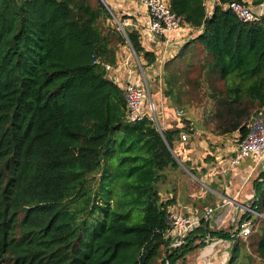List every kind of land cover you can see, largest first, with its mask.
<instances>
[{"label": "trees", "instance_id": "trees-1", "mask_svg": "<svg viewBox=\"0 0 264 264\" xmlns=\"http://www.w3.org/2000/svg\"><path fill=\"white\" fill-rule=\"evenodd\" d=\"M215 1L207 16L205 0H168L202 32L164 65L165 96L183 112L201 106L208 133L245 135L264 108V15L243 22L224 6L244 0ZM121 46L155 62L100 0H0V264H176L203 245V222L179 246L164 239L174 200L159 186L191 131L125 120L124 92L104 69ZM260 231L246 240L264 264ZM244 247L235 242L229 264H245Z\"/></svg>", "mask_w": 264, "mask_h": 264}, {"label": "crops", "instance_id": "crops-1", "mask_svg": "<svg viewBox=\"0 0 264 264\" xmlns=\"http://www.w3.org/2000/svg\"><path fill=\"white\" fill-rule=\"evenodd\" d=\"M104 2L113 20H116V25L137 30L144 50L153 53L156 58L152 65L143 67L146 63L138 58L129 46L119 47L116 52L117 65L107 75L121 89L127 82L137 88L148 87L152 78L164 72V65L177 55L182 45L202 32L185 24L177 31L158 36L149 30V17L143 6L131 0H104ZM244 2L254 13H264L261 4L253 6L250 0ZM215 4V0H205L208 16H211ZM156 98L158 99V95L153 94V100ZM172 103H169L168 107L162 106L159 130L188 128L191 133H185L186 142H182L181 139L174 142L173 152L179 168L165 171L166 180L159 187L171 182L176 185L168 189L167 193L164 192V196L160 192L161 201L173 199V203L167 206V211L178 209L185 216L207 225L204 238H208L209 241L207 243L200 241V243L203 244L202 246H208L209 252L193 255V259L186 256L187 264H229L237 240L246 242L249 236L261 233L264 211L257 209L258 202L254 190L256 181L264 173V160L256 164L252 158H243L238 163H234L236 150L234 139L239 135L238 131L217 136L196 126L190 117H184L188 122L186 125L183 123L184 120L176 118L171 111L174 104ZM143 107L146 110L145 103ZM185 173L193 177L192 182L184 175ZM173 174L174 178L171 181L170 176ZM259 182L264 181L259 180ZM247 207L263 217L258 218L250 212L247 213L245 210ZM208 208L214 211L207 220H204L202 215ZM242 220L250 222L251 233L245 239L241 237L229 239L216 235V232L222 231L228 237V233Z\"/></svg>", "mask_w": 264, "mask_h": 264}, {"label": "built area", "instance_id": "built-area-1", "mask_svg": "<svg viewBox=\"0 0 264 264\" xmlns=\"http://www.w3.org/2000/svg\"><path fill=\"white\" fill-rule=\"evenodd\" d=\"M135 4L146 8L149 17V30L158 36H164L171 32L179 30L185 25L182 18L170 11L168 0H131ZM264 7V0L261 3ZM230 9L240 21L252 22L257 20L261 13H254L251 7L244 3L232 2L224 6ZM206 9V8H205ZM207 15V13H206ZM208 16V15H207ZM119 29L123 31L121 25L117 24ZM104 69L109 74L113 71L110 65H104ZM125 97V120L128 123L140 122L144 119L151 120L159 129V125L154 113V108L148 105V109H144L143 100L146 98L144 88H137L131 83H125L122 87ZM182 110L176 111V117H183ZM245 135H239L235 138V156L234 163H238L243 158H252L256 164H260L264 160V108L252 114L244 124ZM182 142L187 141V135L182 133L180 136ZM245 210L251 214L262 218L263 216L255 210L247 207ZM213 209L208 208L204 211L202 217L207 220L213 213ZM200 221L185 216L178 209H170L167 211L166 224L167 231L164 239H169L171 246L181 245L186 237L196 228L199 227ZM251 233L250 222L247 220L240 221L236 227L228 233L229 239L246 238ZM202 242L207 243L208 238H202ZM187 264V263H176Z\"/></svg>", "mask_w": 264, "mask_h": 264}, {"label": "rangeland", "instance_id": "rangeland-1", "mask_svg": "<svg viewBox=\"0 0 264 264\" xmlns=\"http://www.w3.org/2000/svg\"><path fill=\"white\" fill-rule=\"evenodd\" d=\"M113 22L116 24V21L113 20ZM164 75H165V73L163 72L160 75H157L155 78H152V80L148 84V87L144 88V90L146 91V98L143 100V102L145 103V108L148 109V105L153 106L154 113L156 115V119L158 120L157 121L158 125L160 123L159 127L161 126V121H162L161 120L162 106L168 107V104L172 103V101L168 97L165 96V89L166 88H165V85L163 82ZM153 94H157L158 99L156 98V100H153ZM151 95H152V97H151ZM198 106L199 105H197V108H195V106L193 108H191L190 112H188V111L183 112L182 111L183 114L185 113V115H183V117L181 119L176 117V111L179 110V107H177L176 104H173L171 111H173L175 117L180 119V120H184V117H190L196 126L198 125L200 128L204 129L202 127V123L199 122V120L202 118V110H201V106H199V107ZM217 136H219V135H217ZM169 175H171V174H168V176ZM184 175L187 178H190L191 182L193 181V177L191 175H189L187 173H185ZM173 178H174V174L172 176H170V180L172 181ZM97 180H98V176L95 175L94 180H92V182H91L94 189H96ZM175 185L176 184H172V182L167 184V185H164V186L161 185L162 186V187H160L161 194L164 196L165 194H163V193L164 192L167 193L168 189H172ZM254 192L256 195V200L258 202V200H261V198L264 196V182L257 184ZM244 244H245V247L240 250V257H239L238 261L244 262L245 264H249V263L250 264H263V263H261L260 259L254 253L253 249L251 247H249V244H250L249 240L244 242ZM207 250H208V246L198 247L194 252L189 253L187 256L189 259H193L192 258L193 255H196L198 253L205 251L207 254L209 252V250L208 251ZM247 256L251 257L250 261L247 260Z\"/></svg>", "mask_w": 264, "mask_h": 264}, {"label": "water", "instance_id": "water-1", "mask_svg": "<svg viewBox=\"0 0 264 264\" xmlns=\"http://www.w3.org/2000/svg\"><path fill=\"white\" fill-rule=\"evenodd\" d=\"M103 4H104V6L107 8V10H108V12H110V10H109V8L107 7V4L104 2V0H100ZM111 13V12H110ZM116 21V20H115ZM179 110H180V108H179Z\"/></svg>", "mask_w": 264, "mask_h": 264}]
</instances>
